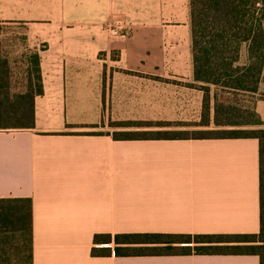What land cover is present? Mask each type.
<instances>
[{"label":"crops","instance_id":"crops-1","mask_svg":"<svg viewBox=\"0 0 264 264\" xmlns=\"http://www.w3.org/2000/svg\"><path fill=\"white\" fill-rule=\"evenodd\" d=\"M4 24L25 27L44 87L34 129L0 126V199L32 201V264H260L92 255L114 249L97 235L260 231L258 140L114 139L131 129L113 123H200L191 0H0Z\"/></svg>","mask_w":264,"mask_h":264},{"label":"trees","instance_id":"trees-1","mask_svg":"<svg viewBox=\"0 0 264 264\" xmlns=\"http://www.w3.org/2000/svg\"><path fill=\"white\" fill-rule=\"evenodd\" d=\"M194 85L203 92L198 124L120 122L122 141L256 139L260 146L261 226L258 234L97 235L94 257L258 256L264 264V0H191ZM11 25V24H4ZM0 26V35L3 26ZM27 41V37L25 38ZM247 45V58L241 50ZM25 77L13 78L0 36V126L35 127V102L44 94L38 52L27 61ZM202 130L178 131L175 127ZM157 128V131L145 129ZM32 201L0 199V264H32Z\"/></svg>","mask_w":264,"mask_h":264},{"label":"rangeland","instance_id":"rangeland-1","mask_svg":"<svg viewBox=\"0 0 264 264\" xmlns=\"http://www.w3.org/2000/svg\"><path fill=\"white\" fill-rule=\"evenodd\" d=\"M3 31L1 32L3 52L8 56L10 60V67L13 72V78L15 81L18 79L21 81L25 77L24 72L27 69V61L31 56L34 49H31L26 41L25 27L22 25H4ZM149 130V129H145ZM159 130V129H158ZM172 130L178 131H195L202 130L197 127H175ZM131 131H137L131 129Z\"/></svg>","mask_w":264,"mask_h":264},{"label":"built area","instance_id":"built-area-1","mask_svg":"<svg viewBox=\"0 0 264 264\" xmlns=\"http://www.w3.org/2000/svg\"><path fill=\"white\" fill-rule=\"evenodd\" d=\"M111 31L115 34L118 35L121 32V29L118 27H113L111 28Z\"/></svg>","mask_w":264,"mask_h":264}]
</instances>
